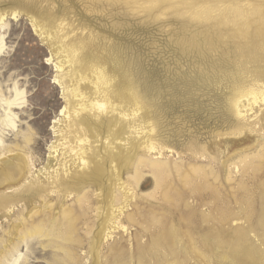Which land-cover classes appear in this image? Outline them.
Listing matches in <instances>:
<instances>
[{
  "label": "rangeland",
  "instance_id": "1",
  "mask_svg": "<svg viewBox=\"0 0 264 264\" xmlns=\"http://www.w3.org/2000/svg\"><path fill=\"white\" fill-rule=\"evenodd\" d=\"M0 14L5 16L6 24L4 29L0 27L5 45L0 54V116L4 115L5 102L16 99L15 90L22 94L17 103L23 102L13 110L17 115L15 130H7L3 139L4 146L14 151L6 153L1 160L21 153L34 167L32 174L27 172V182L31 181L32 186L22 187L23 182L19 186H0V200L14 201L10 213L9 209L0 211V250L7 234L14 233L15 225L24 228L42 224L46 229L65 231L66 210H72L76 217H81L75 235L82 242L75 250L78 264H115L114 242L126 237L123 243L127 241V247H134L133 237L137 235L142 244L148 242L143 263L140 262L161 264L164 252L155 250L152 241L160 232L157 225L176 211L173 202L168 204L165 196L168 190L183 191L189 196L185 178L192 165L205 167L207 171L211 168L219 176L218 180L213 176L207 179L220 194L216 195L220 197L221 210L228 209L236 214L240 209L245 211V201L239 200L248 194L255 201L253 206H264V201L260 200L264 170L252 177L249 171L243 174L241 170L236 174L233 166L238 164L241 169L244 164L239 163L244 159L253 160L255 164L264 163L258 160L264 152V103L247 111L243 117L236 113L234 103L238 88L258 77L264 79V0H0ZM68 55L75 57V62L68 63ZM100 72L114 80V88L121 91L120 102L125 109H128L126 105L134 107L135 102H142L141 116L133 124L136 130L147 123L146 127H153L154 142L171 151H165L163 157L150 156L142 149L145 137L141 131L138 134L129 128L125 129V134L119 131V126L124 124L121 125V116L115 117L117 113L98 117L99 112L86 110L80 113L86 120L83 119L85 128L86 123L94 126L92 132L86 131L88 134L84 137L90 141L85 145L94 158L89 159L90 164L85 169L81 168L75 139L83 133H76L74 129L78 127H70L67 113L63 115L62 112L67 108L72 115L69 103L74 105L80 101L68 93L72 77L87 78L79 83L80 89L94 99L95 87L91 79ZM261 83L264 84V80ZM76 106L80 109V105ZM74 117L72 115L71 124H74ZM110 120H113L112 130H118L121 139H129L137 146L129 152L136 154L131 165L124 167L120 163L122 182L133 181L131 176H135L141 160L145 166L153 160L169 161L177 168L172 167L173 171L161 187L163 190L156 189L150 169L144 166L139 169L143 178L132 208L137 214L138 208L141 209L138 215L147 213L149 219L156 215V225L150 228L149 234H144L141 232L145 224H132L129 235L115 234L109 243H102L98 257L90 246L92 241H97L101 224L96 210L106 205L109 195L111 162L105 148L111 140ZM242 129L244 132L240 133ZM24 135H31L30 144L26 145ZM118 142L116 145L124 146ZM203 149H206V158L194 155ZM100 165L107 171L100 181L82 178L94 170L97 172ZM55 170L64 178L63 186L73 187L69 199L64 191L58 193L53 185ZM64 170L68 171V176L64 175ZM241 184L246 185L248 193L240 190ZM83 195L89 202L80 208L77 199ZM187 201L196 205L193 198ZM211 202L213 200L203 209L197 207L196 211L199 214L209 209L213 211ZM183 209L178 208L179 214L185 212ZM251 219L257 222L256 218ZM252 222L238 223L248 227L255 225ZM11 238L17 242L16 231ZM49 240L67 247L58 239H37L31 243L32 248L21 246L19 264H23L26 257L27 264H66L64 252L49 247ZM249 240L259 247V257L263 256L264 261V233H251ZM225 255L226 261L223 260ZM213 261L214 264H234L232 254L227 251L217 250ZM124 263L138 264L139 258L126 259Z\"/></svg>",
  "mask_w": 264,
  "mask_h": 264
},
{
  "label": "bare ground",
  "instance_id": "2",
  "mask_svg": "<svg viewBox=\"0 0 264 264\" xmlns=\"http://www.w3.org/2000/svg\"><path fill=\"white\" fill-rule=\"evenodd\" d=\"M5 26H6L5 16L1 15L0 16V27L4 29ZM4 47H5L4 36L0 35V54L2 53ZM68 58H69L68 63L75 62V57L71 58L68 55ZM61 67L62 65L59 66V68ZM86 79L87 78H84L82 76H80L78 79L77 77L73 76L71 79L72 86H71V90H69L68 93L73 99L74 98L80 99V101L76 102L74 105L72 103H69L73 110L72 115L75 116L74 117L75 119L73 120L74 124H71L72 123L71 122L72 121L71 111H68V109L65 108V110L62 112L63 115H66L67 113L66 117L68 120H70V127L76 126L78 128L74 129L75 132L78 134L83 133L82 135H80L79 137H76L75 139L77 148L79 149L78 161L81 165V168L83 167V169H85L90 164L89 159L94 158V156H90L88 154L87 149H86L87 146L85 145V144H88L90 140L88 138L89 140L88 141L86 140L87 138L84 137L87 133L86 131L92 132L93 124L91 125V124L86 123L87 128H85L84 122H86V120L85 118H82L80 115L82 111H86V110H89L90 112H95V111L99 112L98 117H100L103 114L108 115L109 113H117L118 116H115V117L121 116L120 118L121 125L124 124L123 126H119L120 127L118 128L119 131L121 132V130H123L124 132L126 128L135 129V133L137 134L141 131V134L144 135L145 137L144 138L145 141H143L141 144V146H144L142 149H144L145 152H147L150 156L154 154V155H160V157H163L165 151H171L169 150L170 148L165 147L161 143L154 142V139L152 136L154 132L153 127L148 128L149 126L146 127L147 123L146 124L144 123L145 124L144 127L142 126L140 130H136L135 125H133L136 119H138L141 116L139 114V111H141L140 105L142 102L140 104H136L138 102H135L134 107L126 105L125 103V105L128 106V109L126 107L127 109L126 110L125 106L121 105V102H120L121 91L120 90L118 91L114 88V85H115L114 80L110 78L105 72H100L99 74L96 73L95 77L91 79V85L95 87L94 90H95V95H96V98L91 99L90 97H87L86 94H83L80 89L79 83L81 81H85ZM263 80H264L263 77H258L254 80V82L249 83L248 85L244 87L241 86L240 88H238V91L235 95L234 103H235L236 113L238 114L239 117H243L244 113H246L247 111H252L254 110L255 106L261 105V103H264V84L261 83ZM15 93H16V99L10 102L9 101L5 102L6 109L4 110V115L0 116V163H1L0 186H4L5 184L21 185V183L23 182L22 187H26V186L30 187L32 186V183L31 181L27 182V179H28V175L32 174L33 166L27 163L25 157L21 156L22 155L21 153H20L21 155L17 154L14 157L1 160L3 159L1 157H4L6 153H12L14 151L13 149L11 150L4 146L3 139L6 135L7 130L9 129L15 130L17 115L13 112V110L16 107L18 108L19 106L21 107L23 103V102L17 103L18 99L22 97V94H20L17 90H15ZM123 95H124V92H123ZM135 96H137V94ZM122 97L124 98V96ZM128 99L129 97L126 99V101ZM133 99L135 98L133 97ZM21 100H24V99H21ZM124 102L122 103L124 104ZM76 105H80V109H76L77 107ZM94 118L96 119V117ZM111 123H113V120H110L109 126H108L109 128L111 127V132H110L111 140H110V143L108 144L106 143L107 145L105 148V152L109 156L110 162H111L110 163L111 169L109 170L111 179H110L109 186H108V188L110 187L109 193H108L109 195L107 196L108 200H107L106 205L100 206L96 210V216L97 218L101 220V224H100L99 233L97 236L98 239L97 241H92L91 246H90L91 251L97 253L98 257H99V251H100L99 249H101L102 243L103 244L104 242L106 244L109 243V241H111L114 238L113 235L115 234L129 235L128 233H129V230L131 229L130 227L132 224L133 226H137L136 224L138 225L145 224L146 226L144 227L143 232H141L144 234H147V233L149 234L150 228L156 225L154 223L158 218L156 215H154L152 219H149V217H147V213L144 215H138L139 212H141L140 211L141 209L138 208L139 212L137 214V212L134 211L136 209L132 208L133 202H136L138 199L137 189L141 185L140 181H141V177L143 174L142 175L139 174L140 173L139 171L141 170L140 168H143L144 166V168L150 169V171L153 173L155 177L156 189L163 190L164 187L163 188L161 187L166 183L165 181L168 178V176H170L171 170L173 167L169 161H159L158 159V161L155 162L156 160L152 159L154 162L152 161V163L150 162L147 163V160H146L147 165L145 166L143 160H141L138 163L139 168H136V171H135L136 174H134L135 176H131L133 177V181H129L127 183L122 182V178L120 175V172H121L120 167L121 165H124V167L131 165L132 157H134V155L136 154L134 153L132 155V153H129V152H133V149H135L136 143H133V142L130 143L129 139L127 140L121 139L118 133V130H114V129L112 130ZM147 128L150 129L148 132H146L145 130ZM151 128H152V131H151ZM239 132L243 133L244 130L242 129ZM97 133H99V131ZM125 133L126 132H124L123 134ZM30 136L24 135L23 137V139H25L26 145L30 144V142L32 141V138ZM62 140L65 141L64 139ZM117 141L120 142L119 145H122L124 143V146L116 145ZM129 145H131V148H129L130 147ZM56 149L58 150V148ZM115 150L116 152L114 153ZM194 155H196V157L199 156L200 158H206L207 157L206 149H203V151L200 154L194 153ZM258 160L260 161L264 160V152L258 157ZM226 163H227L226 161L223 163L224 166L226 165ZM148 164H151V165H148ZM239 164L242 166L244 164V166L240 169V166L238 164L233 165L236 174L241 173V170L243 171L242 172L243 174L244 173L246 174L249 171L252 173V177H254L258 173L264 170L263 161L258 164H255L253 160L247 161V159H244V160H241ZM174 167L177 168L176 166ZM105 168L106 167H104V165L102 166L100 165L97 168V172L94 170L91 174L84 175L82 178L92 177L93 179L95 180L98 179L100 181V179H102V175L105 172H107ZM206 169L205 167L192 165L191 169L187 173L185 172L186 175H188L185 178V186H187L185 188L189 189L188 190L189 196H187L183 191H180V192H176V191L169 192V190L168 192L166 191L167 194L165 193L166 194L165 200L168 202V204L173 202V206H175V210L177 212L174 211V214L171 215L170 213L171 211H170L169 215L171 216L169 217V215H167L168 216L167 219L165 220L162 219L164 220L162 224L157 225L160 229V232L159 233L157 232L158 236H154L152 242H153V248L155 250H158V251L161 250L164 252L162 256L163 261L160 259L161 262L160 261L159 262L161 264H193L192 262L194 261V264H201V263L214 264V261H213L214 255L216 254V251L218 250L221 252H224V251H227L228 253L230 252L232 254V262L234 264H264V261L262 258L263 256L259 257V254H260L259 253L260 251L258 250L259 247L257 248L254 243H253L254 245L251 243L252 240L251 242L249 240V236L251 235V233L258 234L261 231L264 233V206L262 208L261 207L256 208L255 206H253L255 204L254 199L253 200L251 199L250 194L248 195L246 194L248 196V199L250 198V200L246 201L247 200L246 195H244L246 197L244 198L242 197V199L239 200L242 203H244L245 201L244 203V205L246 204L245 205L246 209L244 208L245 211L244 210L242 211L240 209L241 211L238 210L239 213L236 214V213L228 211V209L221 210L220 208L221 205L219 206L218 204V199H220V197L219 198L217 197V195L220 196V194L217 193L218 191H216L213 188V186L209 183L207 179L213 176L215 180H218L219 176L216 175L211 168H210V171H207ZM27 172H29L28 175H27ZM232 172H233V169H232ZM63 173L65 176H68L67 170H64ZM54 174L55 176L52 177V179H54L53 185H55V188H57V190L56 189L55 190L58 193H61L62 191H64L65 195H67L69 199L70 196H72L73 194L72 192L73 187L70 185H66V186L62 185V179L64 178H62L58 170H55ZM182 176H184V174ZM263 179H264V176H263ZM263 179L261 178L262 180L261 188H260L261 189V192H260L261 201H264V180ZM195 180H198V181L200 180V182L195 181ZM240 190H242L244 193H248L245 184H241ZM56 191H52V192H56ZM208 191L210 193H207ZM188 198H193L194 200L193 203H196V205L192 206L191 204H189L187 201ZM211 200H213V202L211 203H213L212 207L214 205V208H215L213 210L214 212L212 211V209H209V212L205 211L206 213H201L198 210L201 214H199L196 211L197 207H199V209L200 207L201 208L206 207V206L208 207ZM77 201L80 205V208H82L85 202L86 203L89 202L86 195H83L82 197H78ZM225 204H226V201H225ZM228 205L230 204L228 203ZM13 207H14V201H12V199L11 200L10 199L0 200V211H6L9 209V213H10ZM180 207H183L185 209V212L180 211L181 214H179L178 208ZM225 208L226 207L224 206V209ZM66 212L67 213L65 214V217H64V223H65L66 229L65 231L62 230V232H57L54 229H46V227L42 226V224L34 225L31 227L24 226V228H22L21 225H15L13 229H14V233L16 231L17 242H13V238H11V235L13 236L14 233L10 232L7 234V239L3 241V247L0 250V264H19L21 260V256H22L21 251H20L21 246L25 245L27 248H32L31 243L33 241L37 239L42 240L45 238H51V240L52 238H54V239L61 240L63 243L65 242L67 247H63L62 246L63 244L61 245L60 244L61 242L59 243L58 241L56 243H53L54 241L51 243V241L49 240L50 243L49 242L47 243H49V247H54L55 249L61 250L64 252L65 258H66L65 259L66 264H78V261H77L78 259L75 254V250H76V246L78 247L82 246V242L76 239L75 235L77 233V230H76L77 223L79 222L81 217L80 216L76 217L75 213L72 210H66ZM157 213L158 212H156V214ZM253 217L256 218L257 222L251 221L252 220L251 218ZM240 221H245V224L252 222L255 225L249 224L248 227L244 225L241 226V224H239ZM156 223H159V222H156ZM18 227L19 228L21 227V228L19 229ZM144 236L145 235L141 237H144ZM125 238L124 237L120 238L117 242H114V245L112 246V253H113L115 264H128V263H124L126 259H132V258H137V257L139 258L138 264H142L143 263L142 259L144 258L145 248L148 246L147 245L148 242L147 243L145 242V244H142L143 242H141L140 239H138V235H137L136 237H133L135 249H132L134 248L133 246L127 247V241L123 243ZM42 246L45 247L44 245ZM128 255H131V256L128 257ZM226 259H227L226 255L223 256V260L226 261ZM140 260L142 263L140 262ZM187 260H190L189 263L187 262ZM201 260H203V262H201ZM22 261H23V264H27L28 262L27 257L23 259ZM145 263L146 262H144V264ZM32 264H37V263L35 262Z\"/></svg>",
  "mask_w": 264,
  "mask_h": 264
}]
</instances>
